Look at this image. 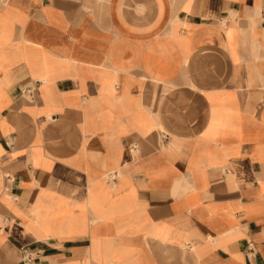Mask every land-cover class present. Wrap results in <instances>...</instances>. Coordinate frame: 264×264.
Segmentation results:
<instances>
[{
  "label": "crops",
  "instance_id": "0c3cea01",
  "mask_svg": "<svg viewBox=\"0 0 264 264\" xmlns=\"http://www.w3.org/2000/svg\"><path fill=\"white\" fill-rule=\"evenodd\" d=\"M27 256L264 264V0L0 3V264Z\"/></svg>",
  "mask_w": 264,
  "mask_h": 264
},
{
  "label": "built area",
  "instance_id": "2783aa9c",
  "mask_svg": "<svg viewBox=\"0 0 264 264\" xmlns=\"http://www.w3.org/2000/svg\"><path fill=\"white\" fill-rule=\"evenodd\" d=\"M7 1H8V0H0V3H2V4H6ZM25 264H33V260H32V258H30V257L27 256V259H26V261H25Z\"/></svg>",
  "mask_w": 264,
  "mask_h": 264
},
{
  "label": "bare ground",
  "instance_id": "6f19581e",
  "mask_svg": "<svg viewBox=\"0 0 264 264\" xmlns=\"http://www.w3.org/2000/svg\"><path fill=\"white\" fill-rule=\"evenodd\" d=\"M115 176V175H114ZM113 178V177H112Z\"/></svg>",
  "mask_w": 264,
  "mask_h": 264
}]
</instances>
